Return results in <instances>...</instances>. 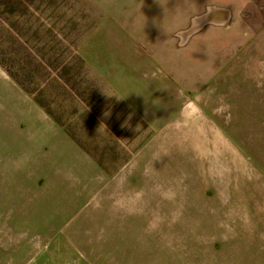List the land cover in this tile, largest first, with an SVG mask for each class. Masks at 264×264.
I'll use <instances>...</instances> for the list:
<instances>
[{
	"label": "rangeland",
	"instance_id": "374dc122",
	"mask_svg": "<svg viewBox=\"0 0 264 264\" xmlns=\"http://www.w3.org/2000/svg\"><path fill=\"white\" fill-rule=\"evenodd\" d=\"M0 264H264V0H0Z\"/></svg>",
	"mask_w": 264,
	"mask_h": 264
}]
</instances>
